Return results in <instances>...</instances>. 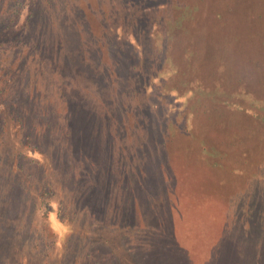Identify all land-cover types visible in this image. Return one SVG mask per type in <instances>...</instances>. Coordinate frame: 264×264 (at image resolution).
Segmentation results:
<instances>
[{
  "label": "rangeland",
  "instance_id": "obj_1",
  "mask_svg": "<svg viewBox=\"0 0 264 264\" xmlns=\"http://www.w3.org/2000/svg\"><path fill=\"white\" fill-rule=\"evenodd\" d=\"M0 264H264V0H0Z\"/></svg>",
  "mask_w": 264,
  "mask_h": 264
},
{
  "label": "trees",
  "instance_id": "obj_2",
  "mask_svg": "<svg viewBox=\"0 0 264 264\" xmlns=\"http://www.w3.org/2000/svg\"><path fill=\"white\" fill-rule=\"evenodd\" d=\"M150 11L151 12H154V11H156V9L155 8H150ZM137 11H134V14H136V17L137 16H139L138 15V13H136ZM139 19H140V17H139ZM138 23H139V21H138ZM121 25L123 24H126V23H123V22H121L120 23ZM130 26V25H129ZM135 27H131L130 28V31H128V32H124L125 33V36L127 35V34H134V29ZM125 36L123 37V40H124V38H125ZM133 40L135 41V45H136V47L135 46H132L130 43H128V44H125V47L128 49V50H130V51H128V52H130V53H132V51H134L135 50V48L136 49H138L139 50V48H140V57H138V58H136V60L135 61H132V60H130V64H131V68H133L134 70H139L138 68L139 67H141V68H143V69H146L147 71H150L151 69H150V64L147 62V58H146V56H145V53H148V46L146 45V40L145 41H143V42H141L139 39H138V37H136L135 35H134V37H133ZM184 45V44H183ZM161 47H162V52H160V55L162 54V53H164V47L161 45ZM134 49V50H133ZM187 50H189L190 52H193V53H195L194 55H197V50L195 51V50H193V48H191V47H188L187 48ZM134 53H136V54H138L137 52H135L134 51ZM128 67V66H127ZM126 67V68H127ZM145 76L146 75H144V78H145ZM149 79L150 78H148V79H144V81H141L139 84H141V88H142V90H141V93H140V96L141 97H139L138 99H137V101H140V100H143L144 102H145V106L142 108V116H141V118L140 119H138L139 121H137L136 123H135V126L137 127V128H140L141 130H144L143 131V134H144V136H145V139H147V138H149L150 136H151V134H152V132H153V130H154V125H155V127H156V129H157V131H158V128H159V122L158 121H160V119L162 118L161 117V115H160V106L159 105H153V103H152V96L151 95H145V92H144V84L146 83V82H149ZM143 80V79H142ZM160 88H161V86H159ZM113 101H114V99L113 98H111L110 96L109 97H105L104 98V105H106V108L107 107H109L110 105H112L113 104ZM111 103V104H110ZM123 106V105H122ZM124 107V106H123ZM160 118V119H159ZM171 122H173V121H171ZM172 126H175V128H176V130H179V134H178V131H177V136H179L180 135V125L179 126H176V125H173V124H171L168 128H171L172 129ZM213 151V150H212ZM215 154L213 155V156H219V154L217 153V152H215V151H213ZM213 156H210V155H208L207 153L205 154V157L206 158H210V159H213V158H216V157H213ZM218 159V158H217ZM202 164V165H201ZM210 164H214V162L212 161V162H209V161H204V160H202L198 165L200 166V168L202 169V170H204V171H213L214 170V168H205V167H210L209 165ZM158 170H159V168H158Z\"/></svg>",
  "mask_w": 264,
  "mask_h": 264
}]
</instances>
